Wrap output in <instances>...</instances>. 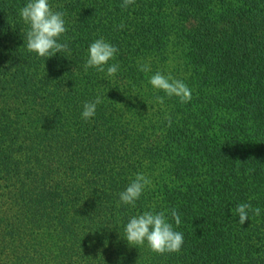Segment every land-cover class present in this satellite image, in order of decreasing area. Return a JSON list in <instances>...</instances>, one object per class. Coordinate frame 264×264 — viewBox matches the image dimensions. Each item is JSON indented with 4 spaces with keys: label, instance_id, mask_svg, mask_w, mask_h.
Segmentation results:
<instances>
[{
    "label": "trees",
    "instance_id": "obj_1",
    "mask_svg": "<svg viewBox=\"0 0 264 264\" xmlns=\"http://www.w3.org/2000/svg\"><path fill=\"white\" fill-rule=\"evenodd\" d=\"M28 2L0 0V264H264V0H49L68 44L49 58L26 48ZM100 38L113 76L84 69ZM137 174L151 184L119 203ZM241 203L260 215L239 224ZM145 211L183 233L179 252L128 244Z\"/></svg>",
    "mask_w": 264,
    "mask_h": 264
},
{
    "label": "clouds",
    "instance_id": "obj_2",
    "mask_svg": "<svg viewBox=\"0 0 264 264\" xmlns=\"http://www.w3.org/2000/svg\"><path fill=\"white\" fill-rule=\"evenodd\" d=\"M135 0H122L121 7L127 9ZM19 15L23 22L29 26L26 33V48L40 57H52L56 53L68 50L67 43H60L59 38L66 33L65 13L53 11L49 0H29L21 7ZM123 28L124 25L118 26ZM118 52L117 47L100 38L92 42L88 48L87 60L84 69L95 68L99 72H107L113 76L119 69L118 64L108 62L114 59ZM107 66V67H106ZM140 71H149L148 65H140ZM149 83L156 90L163 91L167 96H176L181 103L191 100V91L185 83L165 76L160 72L151 76ZM157 102L163 103V97L157 96ZM102 102L97 96L94 101L86 102L83 105L82 118L87 120L95 115L96 107ZM171 120L169 118V125ZM151 181L144 174H137L135 179L119 194V203L135 206L145 187ZM118 203V206H119ZM83 204V203H82ZM259 216L261 209L252 207L250 203H241L234 209V214L239 217V224L243 225L249 219V213ZM171 218L178 226L181 223L180 216L176 209L170 212ZM129 245H144L157 254L179 252L184 243L183 233L175 231L173 224L169 222L164 211L154 213L145 211L143 214L133 216L125 226V237Z\"/></svg>",
    "mask_w": 264,
    "mask_h": 264
}]
</instances>
